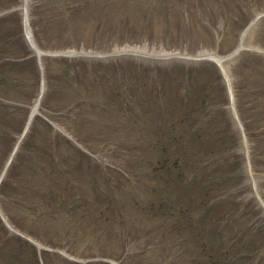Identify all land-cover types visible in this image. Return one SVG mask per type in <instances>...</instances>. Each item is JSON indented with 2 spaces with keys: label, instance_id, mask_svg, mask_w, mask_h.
<instances>
[{
  "label": "rangeland",
  "instance_id": "rangeland-1",
  "mask_svg": "<svg viewBox=\"0 0 264 264\" xmlns=\"http://www.w3.org/2000/svg\"><path fill=\"white\" fill-rule=\"evenodd\" d=\"M193 1L0 0V264H264V0Z\"/></svg>",
  "mask_w": 264,
  "mask_h": 264
},
{
  "label": "trees",
  "instance_id": "trees-1",
  "mask_svg": "<svg viewBox=\"0 0 264 264\" xmlns=\"http://www.w3.org/2000/svg\"><path fill=\"white\" fill-rule=\"evenodd\" d=\"M219 4L220 2L218 0H197L196 1H193V4L190 5L191 8H189L191 11H196L197 9V12L200 10V9H209V10H212L214 8V5L216 4ZM215 3V4H214ZM236 9H235V8ZM232 8L234 9V11H237L239 10L240 8L234 4V6H232ZM200 25H201V22L200 20H197ZM196 22L197 24H195L196 26L199 27V23ZM192 24H189V23H185L184 21H177L176 25H171V27H168V28H156V30H154L155 33H161V31H163L164 29L169 33V34H177L179 33L182 29H185L187 27H190ZM195 25H193L191 27V29H198ZM161 27V26H160ZM151 31V30H150ZM153 31V30H152ZM152 33V32H151ZM11 65V62L8 60V58L6 57H2L0 58V84H1V79L5 76L4 75V71L8 73V69H10ZM11 71V69H10ZM1 74H3L1 76ZM166 147V146H165ZM180 158L181 157H178V163H184V157H182V161H180ZM172 162V159L167 156V157H163L160 161H158L157 163V166L160 167V168H168L170 166ZM178 187H179V184H178Z\"/></svg>",
  "mask_w": 264,
  "mask_h": 264
}]
</instances>
